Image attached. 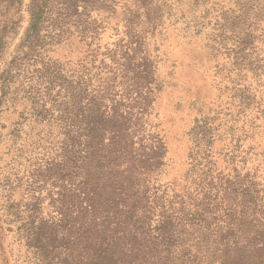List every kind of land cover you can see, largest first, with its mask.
I'll list each match as a JSON object with an SVG mask.
<instances>
[{"label": "rangeland", "instance_id": "rangeland-1", "mask_svg": "<svg viewBox=\"0 0 264 264\" xmlns=\"http://www.w3.org/2000/svg\"><path fill=\"white\" fill-rule=\"evenodd\" d=\"M29 2L0 0V264H48L24 209L48 218L75 193L60 124L75 86L162 143L156 181L186 191L187 230L205 235L185 234L166 264H220L223 243L264 232V0H98L59 42L48 22L25 38Z\"/></svg>", "mask_w": 264, "mask_h": 264}, {"label": "trees", "instance_id": "trees-1", "mask_svg": "<svg viewBox=\"0 0 264 264\" xmlns=\"http://www.w3.org/2000/svg\"><path fill=\"white\" fill-rule=\"evenodd\" d=\"M96 1L30 0L25 38L36 37L48 22L53 38L61 41V22L81 13L90 17ZM85 88L65 92L60 123L64 165L77 176L75 193L53 201L56 213L48 218L38 214L36 203L25 204L27 245L48 264H166L185 234L196 243L204 241L202 231L194 237L187 230L192 220L186 191L171 193L156 181L164 165L162 143L148 139L144 144L138 123L117 103L108 105L106 93L89 96ZM256 236L248 246L223 243L220 264H264V232Z\"/></svg>", "mask_w": 264, "mask_h": 264}]
</instances>
